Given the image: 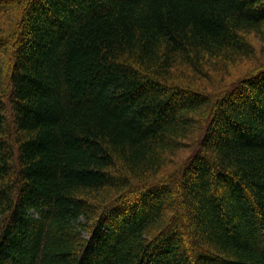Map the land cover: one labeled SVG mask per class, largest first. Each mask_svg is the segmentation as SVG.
<instances>
[{
	"label": "trees",
	"instance_id": "16d2710c",
	"mask_svg": "<svg viewBox=\"0 0 264 264\" xmlns=\"http://www.w3.org/2000/svg\"><path fill=\"white\" fill-rule=\"evenodd\" d=\"M251 35L264 0H0V264H264Z\"/></svg>",
	"mask_w": 264,
	"mask_h": 264
},
{
	"label": "rangeland",
	"instance_id": "374dc122",
	"mask_svg": "<svg viewBox=\"0 0 264 264\" xmlns=\"http://www.w3.org/2000/svg\"><path fill=\"white\" fill-rule=\"evenodd\" d=\"M250 38L252 39V41L256 44L257 47V58H261L262 60H264V41H262L260 38H256L254 35H251ZM254 66V61L253 60H248V59H242L240 61L239 64L230 67V70L227 72L226 75H223L225 77V83H228L229 81L237 78L238 76H240L241 74H243L244 72L250 70L252 67ZM222 75H219V78L221 79ZM225 83H222L223 85L221 87H223L225 85ZM190 151V148L188 146H183L182 149H179L177 154H176V162L181 161V159L183 157H186L188 155ZM169 166V165H168ZM166 167V169L168 168H172V165H170L169 167Z\"/></svg>",
	"mask_w": 264,
	"mask_h": 264
}]
</instances>
